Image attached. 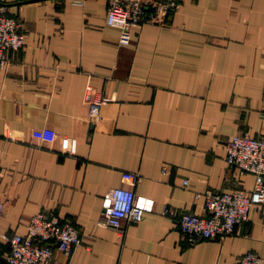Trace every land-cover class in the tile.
<instances>
[{
    "label": "crops",
    "instance_id": "1",
    "mask_svg": "<svg viewBox=\"0 0 264 264\" xmlns=\"http://www.w3.org/2000/svg\"><path fill=\"white\" fill-rule=\"evenodd\" d=\"M175 1L120 44L107 0H0L26 36L0 67V233L55 212L81 243L52 264H239L248 251L264 260V203L223 238L190 243L178 225L182 212L205 214L207 189H252L225 145L236 133L264 138V0ZM88 84L107 97L96 123ZM125 171L140 180L124 182ZM117 186L144 209L123 233L99 223ZM7 250L0 239V264Z\"/></svg>",
    "mask_w": 264,
    "mask_h": 264
},
{
    "label": "built area",
    "instance_id": "2",
    "mask_svg": "<svg viewBox=\"0 0 264 264\" xmlns=\"http://www.w3.org/2000/svg\"><path fill=\"white\" fill-rule=\"evenodd\" d=\"M86 0H79L84 4ZM106 22L119 29L118 42H130V31L143 21L155 20L158 11L164 14L177 7L175 0L158 2L154 0H107ZM25 34L19 19L8 15V6L0 2V67L11 61L10 52H18L25 43ZM92 85L86 86L89 102L88 117L93 123L101 118V106L107 102L104 95L92 97ZM264 105V92L262 94ZM226 163L243 172L254 175L252 189L248 192L204 191L203 209L205 214L182 212L178 218L180 231L188 242L223 238L230 234L236 225L248 221L253 209L264 203V138L247 133L230 136L225 145ZM164 172V168L162 169ZM122 180L134 186L140 180L138 172L125 171ZM188 180H183L187 184ZM103 213L99 223L123 233V223L142 219L144 209L135 203L133 189L117 186L105 193L102 200ZM164 208L163 213H171ZM3 204L0 201V218ZM8 250L3 256L6 264H52L55 251L70 255L81 243L79 230L68 220L55 212H38L32 215L24 233H0ZM239 264H264L261 256L253 251L246 252Z\"/></svg>",
    "mask_w": 264,
    "mask_h": 264
}]
</instances>
